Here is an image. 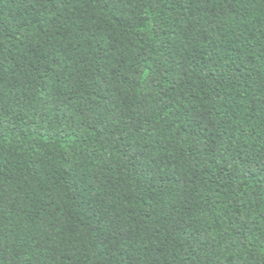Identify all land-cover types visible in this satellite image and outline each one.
<instances>
[{
	"label": "trees",
	"instance_id": "obj_1",
	"mask_svg": "<svg viewBox=\"0 0 264 264\" xmlns=\"http://www.w3.org/2000/svg\"><path fill=\"white\" fill-rule=\"evenodd\" d=\"M0 264H264V0H0Z\"/></svg>",
	"mask_w": 264,
	"mask_h": 264
}]
</instances>
